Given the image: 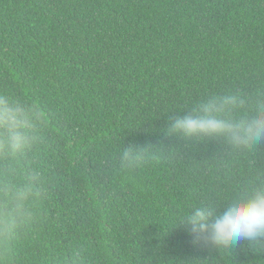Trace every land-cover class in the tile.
Masks as SVG:
<instances>
[{"label": "trees", "instance_id": "obj_1", "mask_svg": "<svg viewBox=\"0 0 264 264\" xmlns=\"http://www.w3.org/2000/svg\"><path fill=\"white\" fill-rule=\"evenodd\" d=\"M0 91L47 117L7 264H264L179 221L264 185V141L170 131L210 97L264 98V0H0Z\"/></svg>", "mask_w": 264, "mask_h": 264}, {"label": "clouds", "instance_id": "obj_2", "mask_svg": "<svg viewBox=\"0 0 264 264\" xmlns=\"http://www.w3.org/2000/svg\"><path fill=\"white\" fill-rule=\"evenodd\" d=\"M245 107L240 95L213 96L172 118L170 131L189 138L223 137L234 146L251 147L264 141V98H257L250 110ZM46 121L39 105L21 103L0 91V264L10 259L7 241L12 230L31 216L42 193L41 175L28 170L27 154L38 139L37 126ZM179 221L196 244L229 247L248 242L264 246V185L219 207L194 205L184 210Z\"/></svg>", "mask_w": 264, "mask_h": 264}]
</instances>
